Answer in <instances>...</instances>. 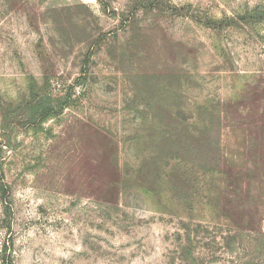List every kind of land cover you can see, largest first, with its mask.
<instances>
[{
    "label": "rangeland",
    "instance_id": "rangeland-1",
    "mask_svg": "<svg viewBox=\"0 0 264 264\" xmlns=\"http://www.w3.org/2000/svg\"><path fill=\"white\" fill-rule=\"evenodd\" d=\"M0 264H264V0H0Z\"/></svg>",
    "mask_w": 264,
    "mask_h": 264
}]
</instances>
